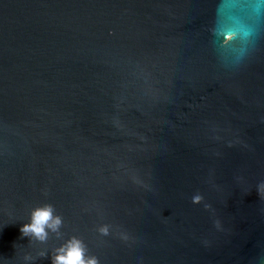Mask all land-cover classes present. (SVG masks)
I'll return each mask as SVG.
<instances>
[{"label":"water","instance_id":"obj_1","mask_svg":"<svg viewBox=\"0 0 264 264\" xmlns=\"http://www.w3.org/2000/svg\"><path fill=\"white\" fill-rule=\"evenodd\" d=\"M46 205L60 235L23 236ZM73 237L264 264V0H0V264Z\"/></svg>","mask_w":264,"mask_h":264},{"label":"clouds","instance_id":"obj_2","mask_svg":"<svg viewBox=\"0 0 264 264\" xmlns=\"http://www.w3.org/2000/svg\"><path fill=\"white\" fill-rule=\"evenodd\" d=\"M231 38L230 36L228 39ZM200 199V197H196L194 198V202L199 203ZM53 213L54 209L51 205L36 208L32 212L31 222L24 224L20 229L23 236H34L42 242L48 239L49 231L59 236L62 219L60 216H54ZM101 231L104 234H108L107 227L102 228ZM41 255H44V253H41ZM52 264H97V260L95 257L86 258L83 242L73 237L56 250Z\"/></svg>","mask_w":264,"mask_h":264}]
</instances>
